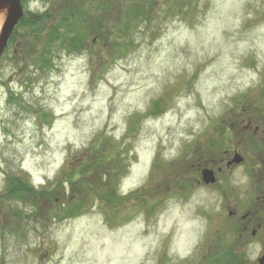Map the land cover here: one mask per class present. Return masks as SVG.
<instances>
[{
	"label": "rangeland",
	"instance_id": "rangeland-1",
	"mask_svg": "<svg viewBox=\"0 0 264 264\" xmlns=\"http://www.w3.org/2000/svg\"><path fill=\"white\" fill-rule=\"evenodd\" d=\"M21 3L0 56V264H257L253 192L195 179L225 137L264 156V0Z\"/></svg>",
	"mask_w": 264,
	"mask_h": 264
},
{
	"label": "flooded vegetation",
	"instance_id": "flooded-vegetation-1",
	"mask_svg": "<svg viewBox=\"0 0 264 264\" xmlns=\"http://www.w3.org/2000/svg\"><path fill=\"white\" fill-rule=\"evenodd\" d=\"M254 131L258 132L257 125ZM230 138L232 137H225V140L222 141L221 149H224L223 156L201 168L199 176L196 177L195 182L199 183L201 181L203 184L207 185L220 183L219 185L224 192L228 190L239 192L247 186L248 189L253 192L249 193L247 196L251 209H247L241 214V223H243V225L240 226L239 234L242 236L244 233H249L252 237L264 238V156L259 145L262 142L256 141L255 138L251 136L250 138H253L251 140H249L248 137L239 138L237 139V145L231 149L228 145ZM204 169L212 171L214 182L205 183L203 181L202 173ZM236 169L239 170L238 177L233 174V171ZM231 173L233 174V177L230 178ZM244 177H246V183H243L240 186L233 185L235 180ZM12 178L10 177L9 179ZM255 190L258 192H255ZM8 196H10V194H8ZM240 196L244 198L245 194L242 193ZM235 213L234 210L229 211L230 215H234Z\"/></svg>",
	"mask_w": 264,
	"mask_h": 264
},
{
	"label": "water",
	"instance_id": "water-1",
	"mask_svg": "<svg viewBox=\"0 0 264 264\" xmlns=\"http://www.w3.org/2000/svg\"><path fill=\"white\" fill-rule=\"evenodd\" d=\"M23 15L21 0H0V56L7 44L12 30ZM202 179L205 183L214 182L212 171L204 169ZM258 264H264V253L258 258Z\"/></svg>",
	"mask_w": 264,
	"mask_h": 264
},
{
	"label": "trees",
	"instance_id": "trees-1",
	"mask_svg": "<svg viewBox=\"0 0 264 264\" xmlns=\"http://www.w3.org/2000/svg\"><path fill=\"white\" fill-rule=\"evenodd\" d=\"M21 1H23V0H21ZM139 8V7H138ZM146 14V13H145ZM24 16H26V14H23V16L21 17V19L19 20V22L21 23L22 22V20L24 19ZM139 15L138 14H136L135 12H132L131 13V15H130V17H131V21L132 20H134V19H136L137 17H138ZM138 19V18H137ZM136 20H134L133 22H135ZM137 21H139V20H137ZM70 41L72 42V43H76V45H77V43H79V41L78 40H75L74 42H73V40H71L70 39ZM81 42H83L82 40H80ZM64 43V42H63ZM72 43H71V45H72ZM65 45H66V43H64ZM71 45H69V46H67L68 48L67 49H70V46ZM44 54V53H43ZM18 186V185H17ZM23 188L24 186L23 185H19V188H18V190L20 189L21 190V188ZM24 190V189H23ZM22 190V191H23ZM29 190V188H26V190L25 191H28ZM44 193V194H43ZM38 192V196H44L45 195V192ZM64 209V207H62V206H60V205H58V209L60 210V209ZM69 209H71V210H69ZM72 210H73V207H71V208H68V213H67V215H70V214H72L73 212H72Z\"/></svg>",
	"mask_w": 264,
	"mask_h": 264
},
{
	"label": "bare ground",
	"instance_id": "bare-ground-1",
	"mask_svg": "<svg viewBox=\"0 0 264 264\" xmlns=\"http://www.w3.org/2000/svg\"><path fill=\"white\" fill-rule=\"evenodd\" d=\"M0 21H1V16H0Z\"/></svg>",
	"mask_w": 264,
	"mask_h": 264
}]
</instances>
